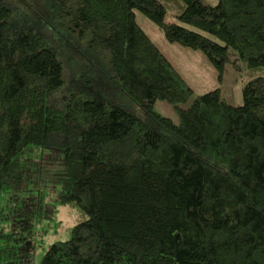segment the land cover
I'll list each match as a JSON object with an SVG mask.
<instances>
[{
	"label": "trees",
	"instance_id": "16d2710c",
	"mask_svg": "<svg viewBox=\"0 0 264 264\" xmlns=\"http://www.w3.org/2000/svg\"><path fill=\"white\" fill-rule=\"evenodd\" d=\"M217 1L0 0V264H264V0ZM138 14L245 64L242 104L194 97Z\"/></svg>",
	"mask_w": 264,
	"mask_h": 264
},
{
	"label": "rangeland",
	"instance_id": "374dc122",
	"mask_svg": "<svg viewBox=\"0 0 264 264\" xmlns=\"http://www.w3.org/2000/svg\"><path fill=\"white\" fill-rule=\"evenodd\" d=\"M204 1L211 6H216L218 4L217 0ZM138 16V22L141 27L167 57L174 68L184 77L187 84L193 89L194 97L219 89L222 91L224 99L230 105L240 106L242 104V88L246 80L244 76L245 64L241 62L238 63L231 56L226 65L224 75L220 79L219 73L207 62L200 52L186 49L179 45L169 44L155 25L147 21L142 15L138 14ZM189 104L186 105L189 106ZM181 108H183V106ZM154 109L160 115L171 119L174 123H179L177 111L168 103L158 101L155 103ZM56 219L54 223H44L40 225V229H43L45 232V238L39 237L40 239L38 238V241L40 240L41 242L38 244H44L45 251L54 241L67 240L69 238L70 229L77 223L83 221L80 212L75 209L64 207L59 209ZM45 251L40 250L38 252L36 257L37 263L42 258Z\"/></svg>",
	"mask_w": 264,
	"mask_h": 264
}]
</instances>
